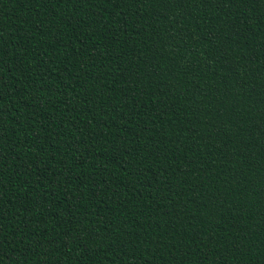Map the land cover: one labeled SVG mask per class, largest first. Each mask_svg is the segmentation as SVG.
<instances>
[{
  "label": "trees",
  "instance_id": "obj_1",
  "mask_svg": "<svg viewBox=\"0 0 264 264\" xmlns=\"http://www.w3.org/2000/svg\"><path fill=\"white\" fill-rule=\"evenodd\" d=\"M0 264H264V0H0Z\"/></svg>",
  "mask_w": 264,
  "mask_h": 264
}]
</instances>
